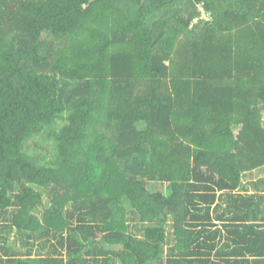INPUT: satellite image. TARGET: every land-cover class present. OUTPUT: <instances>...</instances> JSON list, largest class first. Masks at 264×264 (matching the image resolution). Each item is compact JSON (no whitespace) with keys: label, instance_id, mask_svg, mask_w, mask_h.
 <instances>
[{"label":"trees","instance_id":"1","mask_svg":"<svg viewBox=\"0 0 264 264\" xmlns=\"http://www.w3.org/2000/svg\"><path fill=\"white\" fill-rule=\"evenodd\" d=\"M263 168L264 0H0V264H264Z\"/></svg>","mask_w":264,"mask_h":264},{"label":"rangeland","instance_id":"2","mask_svg":"<svg viewBox=\"0 0 264 264\" xmlns=\"http://www.w3.org/2000/svg\"><path fill=\"white\" fill-rule=\"evenodd\" d=\"M200 11L204 12L203 9H200ZM202 17H205V16H202ZM261 178H264V168L258 170V171L256 172V176H254V177H252V178L249 177L248 179H245V182L249 183V182H251V181H257L258 179H261ZM157 189H161V190L163 191L164 187H163V185H160V184H159L158 187H157ZM44 198H45V199H44L45 203H46L47 205H49V200L47 199V197L45 196ZM43 213H44V209H42V211L40 212V216H41V217H42ZM19 244H20V248H21V249H23L24 251L27 250V248L24 247V245L22 244L21 241L19 242ZM34 246H35V244H34ZM34 251H36V248H34Z\"/></svg>","mask_w":264,"mask_h":264}]
</instances>
